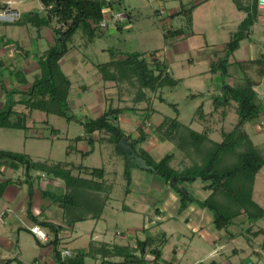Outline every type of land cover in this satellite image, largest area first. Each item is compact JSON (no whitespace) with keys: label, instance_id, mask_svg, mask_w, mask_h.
Wrapping results in <instances>:
<instances>
[{"label":"trees","instance_id":"16d2710c","mask_svg":"<svg viewBox=\"0 0 264 264\" xmlns=\"http://www.w3.org/2000/svg\"><path fill=\"white\" fill-rule=\"evenodd\" d=\"M120 0L117 11H126L125 2ZM248 4L240 8L246 10V18L233 33L230 41L225 45L223 57L218 56L210 63V73L220 75L222 80L219 93L212 98L213 111L211 115L204 114L203 106L196 112L194 121H200L208 116H213L220 110L225 118L226 110L236 103V111L239 120L231 132L222 130L221 142H216L210 137L207 129L202 132L192 129L191 125H185L180 121V112L177 105L167 103L159 96L161 103H167L176 112L175 117H165L158 125L154 133L166 143L173 144L187 159L182 169L172 167L174 154H167L162 160L155 161L143 148L142 144L150 139L145 131L148 121L155 113L153 108V96L166 87H176L179 81L175 80L168 72L165 62L158 56V51L151 54L127 53L121 54L110 50L111 60L106 63L93 64L101 75L105 84H113L117 88L120 100L129 96L132 107H117L112 105L98 118H77L71 113L70 98L73 83L70 77L63 71L61 62L72 51L70 42L79 29H82L87 39L93 42L96 38L103 37L106 29L101 23L107 19L106 9L108 5L103 0H41L45 7H52L47 13L28 12L22 15L18 24H29L40 33L44 28L52 29L53 43L38 56L39 74L30 85L28 91L23 92V98L19 104L23 105L27 112H16L17 104L12 100L7 110L0 111V129H14L27 131L28 119L33 112L39 111L52 116H59L67 121H75L82 124L85 134L80 135L70 142L67 156L75 152L82 153L86 157L93 153L98 142L103 140L115 145L119 155L125 158L124 179L125 194L131 192L132 169L138 168L135 162L128 161L126 155L119 149V143L128 137L138 156L145 159L153 170L149 171L162 177L170 186L173 178L178 179V187L184 182L194 183L201 181L207 184L206 190L212 193L205 201H198L188 193L189 198L178 194L180 201L185 206L196 203L201 208L209 210L214 217L213 226L216 230H228L241 216H246L249 222L256 223L264 218V209L253 199L256 177L264 168V158L259 153L257 146L250 135L245 131V125L259 117L262 105L255 88L260 83L247 74L249 65H258V76L264 77V54L259 59L248 62H231V57L240 50L241 42L251 39L252 28L259 22V0H247ZM163 3V2H162ZM195 6L182 7L180 11L170 15V19L180 18L183 27H172L168 34L171 38L184 35L192 27V12ZM161 9L155 13L159 16ZM133 13H128V20L115 23V28L121 32L125 23L131 22ZM109 27V26H108ZM231 68H237L242 72L239 77L241 82L231 85L227 82L234 74ZM237 79V78H236ZM239 80V81H240ZM85 88V87H84ZM17 91H11L10 94ZM145 104L144 109L139 106ZM142 112L136 130L139 136L135 138L120 126V118L127 113ZM46 124L49 125L48 122ZM52 135L59 137L60 131L52 128ZM106 136V138L97 136ZM87 142L92 148L89 152H82L77 145ZM0 159H7L13 168H25L26 181L29 183L28 215L36 222V225L48 229L55 234L54 241H48V245L54 246V254L57 264H88L87 259L101 260V264H172L163 260V247L167 243L166 235L148 237L145 240H136L135 245H120L115 243H100L95 247L92 243L89 249L81 248L74 251L71 257H62L58 250V235L61 226L49 221L37 220L31 212L33 196V177L31 172H44L53 181H61L65 186L62 194L44 193L53 203L62 209V218L68 228H73L79 223L87 221H100L104 211L111 200L114 184L107 180V172L104 168H90L83 165L75 166L72 163H36L28 155L0 151ZM77 172L75 175L74 172ZM185 178V181L182 180ZM32 183V184H31ZM6 185L0 184V194ZM64 252V251H63ZM63 254V253H62ZM151 256L153 259L149 260ZM114 259H119V263Z\"/></svg>","mask_w":264,"mask_h":264},{"label":"rangeland","instance_id":"374dc122","mask_svg":"<svg viewBox=\"0 0 264 264\" xmlns=\"http://www.w3.org/2000/svg\"><path fill=\"white\" fill-rule=\"evenodd\" d=\"M195 1L178 0L174 2V0H168V10L165 16L170 17L171 11H174L171 8L180 7L181 3L184 4V8H190L188 4H192ZM131 4L137 8L131 11L133 18L131 22L127 21L125 23L123 31L119 32L111 21L105 35L96 38L93 42L87 39L82 29H79L72 38L69 44L72 51L66 55L62 62L64 72L70 76L73 82V91L70 98L71 113L79 119L86 117L95 119L101 116L111 105L114 108L132 107L129 96L125 94L120 100L117 88L113 84H105L93 64L106 63L111 60L110 50L121 54L134 52L151 54L158 51L157 58L166 63L168 72L179 83L176 87L161 89L156 96L152 95L155 113L145 127L150 139L139 146L138 149L140 147L145 149L155 161L162 160L167 154H174V157L181 160L184 155L173 144L163 142L154 133V130L163 122L165 117L176 116L175 110L167 104L170 103L177 105L181 115V123L188 126L191 125L196 131H203L201 128L199 129V124L192 123V120L195 118L200 106L204 105L206 112L213 108L212 98L217 93L215 89L217 88V81L220 79V77L209 72L211 62L208 60L209 58H211V61L215 60L218 54H224L220 52L221 49L224 50L232 34L238 31L242 18L247 15L246 10L240 8V6H245L248 1L216 0L210 3L208 7L205 6L207 9L203 8L195 15V36L188 37V41L183 40L182 42H179L180 39L178 38H165L170 24L162 23L164 19H159L155 13L158 10L147 1L127 0L125 2L126 8L129 9ZM17 8L22 15L27 12L44 13L41 12L38 1L24 2L19 4ZM258 17L259 22L252 28L251 39L241 42V49L231 57L232 62H248L259 59L264 54L263 12H259ZM182 22V19L175 18L171 21V25L180 27ZM0 25H3L0 28L3 32L9 31L8 35H4L6 41L12 40L10 36H16L18 41V38L25 40L29 38L32 49H35L36 46L39 49L43 46L48 48L50 45L47 38V35L52 37V29L50 28L43 29L46 39L37 38L35 41L32 40V37L36 35L37 29L32 28L29 24L20 26L18 21H2ZM202 58L205 60L201 61ZM85 60H87V63L83 64ZM258 70V65H249L247 74L260 83V86L255 89L259 95L262 112L255 121L259 124V127L254 129L252 121L248 123L247 127L259 153L264 158V77L261 79L258 76ZM230 71L234 76L229 78L227 82L231 85H237V83L241 82L239 77L242 76V72L237 68H231ZM84 87L87 88V91L83 90ZM159 96H162L167 103H161ZM233 105L235 107L232 106L228 109V117L224 124L227 132H231L239 120L236 111L237 105L236 103H233ZM145 107L146 105L142 104L139 109H144ZM8 108L9 106L5 110ZM14 110L27 112L23 106H17ZM141 114L142 112L140 111L135 114L127 113L120 118V123L122 122L123 127L128 129L127 133L132 134L135 138L139 136L136 128L139 125ZM222 120L221 114H215L208 125V127L213 128L212 131L215 134L212 135V138L215 141L220 140V134L218 133L223 125L220 124ZM27 123L30 127L27 131L0 129V151L4 150L28 155L36 163L67 162L75 166L83 165L90 168H104L108 173L107 179L114 184L112 198L105 209L102 220L98 224V234L94 236L91 234L96 222H84L77 225L75 229L74 227L71 228L78 235V240L75 243L70 241L58 245V250L62 257V253L65 250L64 247H70L75 250L80 248L89 249L91 243L95 247H99L103 241H116L121 245L129 242L131 246H134L136 240H145L148 237L157 238L163 232H166L169 237V244L164 251L165 261L168 260L174 264H226L227 261L233 264L239 259L243 261L250 256L246 252L242 253L241 251L239 259L234 258L235 256L231 253L232 247H225L222 244L218 248L215 245L218 238L212 233V231L215 232L212 227L203 229L201 235L199 234L200 228H197L195 233L183 219L169 217V213L165 214L167 216L160 223L161 225L156 226V223L159 222L155 220V207L158 202L164 201L168 191L173 190L171 186L159 175L145 171L143 173L148 175L149 178L142 182V191L134 190L133 195L127 196L125 194L126 182L124 179L125 158L117 153L115 145L105 140L98 142L93 149L94 152L86 157H82V153L77 152L67 156L70 142L76 137L85 134V128L82 124L75 121L69 122L59 116H48L39 111L33 112ZM52 128L60 131L59 137L52 135ZM256 130L260 131V133H256ZM99 137L106 138L100 135L97 136V138ZM77 147L82 152L92 150L87 142H81ZM172 166L176 169L178 168L175 162L172 163ZM42 174L44 172L34 171L33 176L35 180H38ZM257 177L254 199L257 202V197L261 196L263 204L260 201L257 203L264 209V168ZM46 183L47 180L42 179V185L44 186ZM180 187L188 191L192 196H196L186 182L181 184ZM199 208L201 209V207ZM150 219L154 221V225L148 229L145 225L149 223ZM239 222L240 220H236V223ZM254 224L257 226L259 222ZM235 226L238 227L237 224ZM255 229L258 230V227H255ZM260 231L258 230V232ZM117 233L123 234L126 241ZM241 241L246 240L242 237ZM241 241L235 243L239 249L243 248V242ZM174 248L178 252V257L172 253ZM223 254L224 258H221L220 256ZM251 258L254 262H257V258L254 256H251ZM148 259L151 260L152 258L148 257ZM114 261L119 263L120 260L114 259ZM87 263L101 264V260L87 259Z\"/></svg>","mask_w":264,"mask_h":264},{"label":"crops","instance_id":"0c3cea01","mask_svg":"<svg viewBox=\"0 0 264 264\" xmlns=\"http://www.w3.org/2000/svg\"><path fill=\"white\" fill-rule=\"evenodd\" d=\"M175 1L178 0H174V2ZM215 1L216 0H196L194 3L188 4V6L190 7L195 6L192 12V27L191 30L187 31L184 35L177 37L178 39H180L179 42H182L183 40L188 41L187 39L188 37L195 36L196 13L201 11L203 8L208 7L210 3H213ZM167 5H168V0H163V3L161 5L162 14H159V16L157 15L159 19L162 18L164 19L162 23L167 25L170 24V26H168L170 28L167 30L165 34V38L170 37L168 32L169 30H172L173 27L171 25L172 19H170L169 16L167 17L165 16L167 15V10H168ZM183 5L184 4L181 3L180 7L175 6L174 8H171L174 11H171L170 15L180 11L181 8L184 7ZM136 8L137 7L131 4L130 9L127 13H132L131 11L136 10ZM245 18L246 17H243L242 21ZM183 24L184 23L182 22L181 26L177 28L183 27ZM1 26L3 25H0V28ZM20 26H25V24ZM8 32L9 31L3 32L0 29V75L2 78V91L0 92V111L5 110L8 106H10L12 100L17 103L14 106V109L17 106H23L18 103L23 98L22 93L28 91L30 85L33 83L36 76L40 72L37 63L38 56H41L42 53L45 52L53 43V34L52 37L47 35L50 44L48 48H44L43 46L42 48L39 49L36 46L35 49H32L30 42L31 40L29 41V38H27L28 40L18 38L19 39L18 41L16 36L14 37L10 36L12 40L6 41L4 35H8ZM43 32L44 31L39 33L37 31L36 35L34 34L35 36L32 37V40L36 41L37 38L46 39V36L44 35ZM33 51H35L36 53ZM220 52L223 53V49H221ZM223 55L224 54H218V56L221 57H223ZM204 60H205L204 58L201 59V61ZM208 61L211 62V58H209ZM85 63H87V60H85L83 64ZM62 69L64 71L63 64H62ZM215 76L220 77L219 74ZM217 82H218L216 86L217 88L215 90H217V93H219V89L221 87V82H222L221 78L218 79ZM83 90L87 91V88L85 87L83 88ZM11 91H17V92L10 94ZM202 106L204 108V105ZM232 106L235 107V105L233 104ZM228 109L226 110L225 118H223V120L220 123L223 125L220 127L221 129L218 128L220 130L219 133L217 132L218 134H220L222 130H225L224 124L228 117ZM203 111L205 115L207 114L211 115L213 108H211V110L207 112L205 110ZM222 111L223 110H220L216 114L220 115ZM212 117L213 116H208L203 119H200V121L192 120V123L199 124V129L200 128L202 130L207 129L208 131H210L209 135L211 139H213L212 135L215 134L212 131L213 128L208 127V125L210 124V120H212ZM256 120L257 118L252 120L254 129L259 127V124L255 122ZM248 123L245 125L244 129L250 135L247 127ZM122 124L123 123L121 122L120 123L121 128L124 129L126 132H128L127 131L128 129H125ZM7 130H14V129H7ZM256 133L259 134L260 131L258 132V130H256ZM104 137L106 136L104 135ZM221 141H222V137L220 135V140L216 142H221ZM173 162L176 163L178 167L177 169L179 168L182 169L183 165L188 161L185 157H183L181 160L175 157L172 163ZM143 172L145 171L140 170L139 168L132 169L131 192L127 196L133 195L134 190L138 192L139 190L142 191V182L148 180L149 178L148 175H145V173ZM32 173L34 174V172H31V176L33 177V181H32L33 196H32V209H31L32 215L37 220L49 221L62 227L61 232L58 235L59 238L58 245H62L64 242H70V241L71 242L74 241L75 243L78 240V235L75 233L74 229L77 225H80L81 223L77 224L73 230H71V228H68L63 221L62 209L60 208V206L58 204L53 203L49 196H42L44 193H49V192L55 194H62L65 191L64 184L61 181H53L47 175H45V173L42 174V176L39 177L38 180H35ZM74 174L76 175L77 172L75 171ZM260 174L261 172L257 176H259ZM40 178L47 180V183L44 186L42 185V179ZM257 178L258 177H256V181ZM186 183L196 195V196H192V195L191 196L197 199L198 201H205L207 198H209V196L212 193L210 190L205 189L207 184H204L201 181H196L194 183H190L186 181ZM0 184L6 185L4 191L0 194V264H57L54 254V246L48 245L50 241H54L55 234L51 233L48 229L41 226V228L47 232L49 237L48 243H42L38 241L36 236L31 232V228L34 225H36V222H34L28 215L30 186L29 183L26 181V171L24 170V168L23 167L13 168L11 163L7 159H0ZM173 190L168 191V195L166 196L164 201L158 202L157 206L155 207L156 209L155 220L159 222L156 223V226H159V224L163 222V220L165 219V216H167L165 214L169 213V217L172 218L178 217L183 219L184 222L188 225V227L192 228V231L195 233L197 232V228H200L199 234L201 235L203 229H206L207 227L208 229H210L212 227L215 230V232L212 231V233L217 236L216 238H218V240L215 242V245H217L218 248H220L222 244H224L225 247H229V246L232 247L231 253L235 256L234 258L236 259H239L241 251L242 253L246 252L248 255H250L248 258L244 259L243 261L242 259L241 260L239 259L238 260L239 262L237 261L236 263L233 264H264V221H263L264 218L259 220L258 221L259 224L256 226V224L249 222L246 216H241L236 219V220H240V222L236 223L235 220L234 224L230 227L231 228L230 231H229L230 228L228 230L218 231L213 226L214 217L209 210L204 208L200 209L199 208L200 206L196 203L188 204V206L184 207V204L180 201L178 194L176 193L175 190L174 191ZM254 193H255V187H254ZM254 193H253V199L255 195ZM256 195L258 196L257 193ZM256 200L257 202L260 201V203L263 204V199L261 196H258ZM87 222H96L91 234L92 236L97 235L99 232V230L97 231V229L100 221L98 222L87 221ZM235 224H237L238 227H236ZM152 225H154V221L150 219L149 223L146 224L145 226L148 227V229H150ZM255 227H258V230L259 231L261 230L263 232L261 231L258 232V230L255 229ZM162 234L166 235V240H167V243L165 244L162 250L163 260L165 261L166 258L164 256V251L166 250V247L169 244V237L166 232H163ZM117 235H120V237L122 236V239H125L123 237V234L117 233ZM242 237H244L246 241H241ZM124 241H126V239ZM239 241L243 242L242 243L243 248L241 249L237 248L235 245V243ZM113 242L115 244H118L116 241ZM113 242L103 241L102 243H113ZM123 245H130V244L128 242V244L123 243ZM64 248L65 250H69L72 253L76 251L75 249L70 247H64ZM175 248L173 249L172 253L175 256H177L178 252ZM251 256L257 258V262H254ZM220 257L224 258V254ZM165 262L171 263L168 260ZM226 264H232V263L230 261H227Z\"/></svg>","mask_w":264,"mask_h":264},{"label":"built area","instance_id":"2783aa9c","mask_svg":"<svg viewBox=\"0 0 264 264\" xmlns=\"http://www.w3.org/2000/svg\"><path fill=\"white\" fill-rule=\"evenodd\" d=\"M28 1H38L40 3L41 12L47 13L52 10V7H45L41 0H0V22L9 21V22H17L22 18V13L17 8V6L21 3ZM107 5L106 14L107 19L101 23L103 29H107L109 23L112 21L115 23H120L128 20V13L126 11H117L116 7L120 4V0H103ZM150 5H152L156 10L161 9V5L163 0H145ZM258 9L260 12L264 14V0H259ZM162 14V11H161ZM2 91V78L0 75V92ZM31 232L36 236L37 240L42 243H47L49 241V237L47 232L42 229L39 225H34L31 228ZM63 257H71L73 253L69 250H65L63 252Z\"/></svg>","mask_w":264,"mask_h":264},{"label":"water","instance_id":"95a60500","mask_svg":"<svg viewBox=\"0 0 264 264\" xmlns=\"http://www.w3.org/2000/svg\"><path fill=\"white\" fill-rule=\"evenodd\" d=\"M119 149L126 155L128 161H134L136 166L143 171H151L153 168L148 165L147 161L142 157L138 156L137 151L133 148L131 142L129 141L128 137L123 138V140L119 143ZM185 181V178H182ZM178 179L173 178L171 180V188L176 189L179 194L183 195L184 197L189 198L188 192L185 189L178 187Z\"/></svg>","mask_w":264,"mask_h":264}]
</instances>
